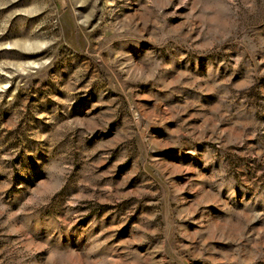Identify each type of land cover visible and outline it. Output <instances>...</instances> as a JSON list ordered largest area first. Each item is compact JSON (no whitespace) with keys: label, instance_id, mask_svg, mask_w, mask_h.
I'll use <instances>...</instances> for the list:
<instances>
[{"label":"rangeland","instance_id":"1","mask_svg":"<svg viewBox=\"0 0 264 264\" xmlns=\"http://www.w3.org/2000/svg\"><path fill=\"white\" fill-rule=\"evenodd\" d=\"M0 264H264V0H0Z\"/></svg>","mask_w":264,"mask_h":264}]
</instances>
